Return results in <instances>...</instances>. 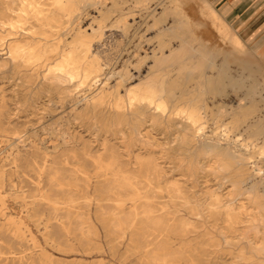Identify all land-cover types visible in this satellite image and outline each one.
Wrapping results in <instances>:
<instances>
[{
  "label": "rangeland",
  "instance_id": "1",
  "mask_svg": "<svg viewBox=\"0 0 264 264\" xmlns=\"http://www.w3.org/2000/svg\"><path fill=\"white\" fill-rule=\"evenodd\" d=\"M215 2L0 0V264H264V44Z\"/></svg>",
  "mask_w": 264,
  "mask_h": 264
},
{
  "label": "bare ground",
  "instance_id": "2",
  "mask_svg": "<svg viewBox=\"0 0 264 264\" xmlns=\"http://www.w3.org/2000/svg\"><path fill=\"white\" fill-rule=\"evenodd\" d=\"M30 1V0H29ZM58 2H61L62 0H57ZM73 1V3H74V5H75V8L73 9L74 11H73V15H77V13H80L81 11H82V7H81V5L79 4V0H72ZM33 2V1H32ZM31 2V3H32ZM27 3V2H26ZM50 3V2H49ZM115 3V2H114ZM17 4V3H16ZM59 4V3H58ZM3 5V4H2ZM22 5V4H21ZM36 5H38V4H36ZM55 5V4H54ZM16 6V5H15ZM26 6V5H25ZM29 6V5H28ZM53 6V5H52ZM22 7V6H21ZM41 7V6H40ZM43 7V6H42ZM56 7V6H55ZM19 8V7H18ZM30 8V7H29ZM32 8V7H31ZM34 8V7H33ZM32 8V9H33ZM35 8H37V7H35ZM44 8V7H43ZM51 8V7H50ZM60 8V7H59ZM22 9V8H21ZM24 9V8H23ZM36 11V10H35ZM15 12H17V11H15ZM56 12V11H55ZM113 12V11H112ZM24 13V12H23ZM29 13V12H28ZM33 13V12H32ZM97 13V12H96ZM19 14V13H18ZM12 15V14H11ZM26 15V14H25ZM42 15V14H41ZM9 16V15H8ZM50 16V15H49ZM66 16V15H65ZM22 17V16H21ZM33 17V16H32ZM64 17V16H63ZM108 17H109V13H106V12H100L99 13V15L97 16V17H94V19L95 20H97V22H98V24H99V27H101L106 21H107V19H108ZM10 18V17H9ZM36 18V17H35ZM17 19L18 20H21V19H19L18 17H17ZM28 19V18H27ZM68 19V18H67ZM11 20V19H10ZM12 20H13V18H12ZM17 20V21H18ZM84 20V19H83ZM124 19H121L120 21H123ZM23 21V20H22ZM25 21V20H24ZM23 21V22H24ZM70 21V20H69ZM72 21V20H71ZM86 21H88V20H86ZM38 22V21H37ZM214 22V21H213ZM19 23V22H18ZM24 24V23H23ZM39 24H41V23H39ZM84 24V23H83ZM86 24V23H85ZM21 25V24H20ZM47 25V24H46ZM215 25V24H214ZM219 25L221 26V28L223 29V30H225V31H227L228 33H231V35H232V32H230L229 30H228V25L223 21V20H219ZM41 26V25H40ZM84 26V25H83ZM218 26V25H217ZM14 27V26H13ZM20 27V26H19ZM43 27V26H42ZM47 27V26H46ZM79 27V26H78ZM31 28V27H30ZM51 28V27H50ZM14 29H16V28H14ZM29 29V28H28ZM53 29V28H52ZM13 30V29H12ZM32 30V29H31ZM48 30V29H47ZM50 30V29H49ZM14 31V30H13ZM33 31V30H32ZM95 31H97V30H91V29H87V30H82V28H79L78 30H77V33L75 34V36L72 38V40L70 41V45H75V46H77L80 42L82 43V41H83V39L84 38H86V40H87V38H89V41L91 42V40H90V37L93 35V33L95 32ZM59 32V31H58ZM35 33V32H34ZM46 34V33H45ZM51 34V33H50ZM45 36V35H44ZM63 36H64V34H63ZM102 36V37H101ZM101 36H100V38H103V36L104 35H102L101 34ZM51 37V36H50ZM65 38V37H64ZM234 38V40H236V41H238V39L237 38H235V37H233ZM25 39H27V38H25ZM20 40V39H19ZM94 40H96V39H94ZM99 40V39H98ZM234 40H233V42H234ZM22 41V40H21ZM62 41V40H61ZM92 41H93V39H92ZM202 41V40H201ZM14 42V41H13ZM16 42V41H15ZM86 42V41H85ZM92 43V42H91ZM83 44V43H82ZM86 44V43H85ZM88 44V43H87ZM35 45V44H34ZM50 45V44H49ZM92 45V44H91ZM41 46V45H40ZM51 46H53V45H51ZM56 46V45H55ZM90 46V45H89ZM239 46V45H238ZM79 47V46H78ZM88 47V46H87ZM34 48V47H33ZM57 48H59L58 46H57ZM72 48V47H71ZM89 48V47H88ZM240 48V47H239ZM69 49V48H68ZM73 49V48H72ZM79 49H81V48H79ZM92 50H93V48H91ZM10 50V49H9ZM30 50H32V49H30ZM37 50V49H36ZM35 50V51H36ZM57 50V49H56ZM84 50V49H83ZM243 50V49H242ZM59 51V50H58ZM33 52V51H32ZM40 52H41V50H40ZM39 52V53H40ZM52 52V51H51ZM92 52V51H91ZM50 53V52H49ZM57 53V52H56ZM76 53H77V51H76ZM83 53V52H82ZM88 53V52H87ZM11 54V53H10ZM28 54V53H27ZM41 54V53H40ZM51 55V54H50ZM55 55V54H54ZM76 55V54H75ZM142 55V54H141ZM45 56V55H44ZM94 56V55H93ZM137 56V55H136ZM27 57V56H26ZM97 57V56H96ZM36 58H38V57H36ZM64 58V57H63ZM71 58H72V56H71ZM70 58V59H71ZM75 58V57H74ZM95 59V58H94ZM24 60V59H23ZM56 60V59H55ZM66 60H68V59H66ZM28 61H29V59H28ZM87 61V60H86ZM231 61V60H230ZM69 62V61H68ZM100 61H98V63H99ZM229 62V61H228ZM28 63V62H27ZM47 63V62H46ZM83 63V62H82ZM85 63V62H84ZM94 63V62H93ZM162 63V62H161ZM56 64V63H55ZM66 64H68V63H66ZM91 64H92V62H91ZM25 65V64H24ZM59 65H61V64H59ZM71 65V64H70ZM101 65V64H100ZM161 65V64H160ZM57 66V65H56ZM80 66V65H79ZM87 66V65H86ZM85 66V67H86ZM66 67V66H65ZM74 67V66H73ZM93 67V66H92ZM98 67V66H97ZM57 69H58V67H56ZM60 68V67H59ZM84 68V67H83ZM101 68H102V66H101ZM81 69V68H80ZM79 69V70H80ZM89 69H91V68H89ZM96 69V68H95ZM50 70V69H49ZM60 72H62V73H64V74H67L64 70L65 69H58ZM94 70V69H93ZM101 70V69H100ZM77 72V71H76ZM91 72V71H90ZM102 72V71H101ZM106 72V71H105ZM138 72V71H137ZM84 73V72H83ZM94 74V73H93ZM142 74V73H141ZM96 76V75H95ZM100 76V75H99ZM72 77V76H71ZM56 78V80H59V81H66V80H68V77L67 76H65V75H63V76H57V77H55ZM75 78V77H74ZM137 80V79H136ZM84 81V80H83ZM84 84H85V82H83ZM165 83V82H164ZM95 86V85H94ZM93 88V87H92ZM131 89V88H130ZM130 92V91H129ZM148 93V92H147ZM146 93V94H147ZM133 94V93H132ZM142 94V93H141ZM145 94V93H144ZM134 95H136V94H134ZM134 95H133V97H134ZM81 98V97H80ZM103 98V97H102ZM101 98V99H102ZM137 98V97H136ZM141 98V97H140ZM156 99V98H155ZM88 100V99H87ZM133 100V99H132ZM136 99L134 98V101H135ZM141 100H143V101H146L149 105H152V104H154V96L153 95H147V96H145V97H142V99ZM101 102V101H100ZM137 102H139V101H137ZM118 103V102H117ZM123 103V102H122ZM132 103V102H131ZM135 103V102H134ZM133 103V104H134ZM164 103V102H163ZM159 104V103H158ZM153 106V105H152ZM120 107H121V105H120ZM157 107H159V105H157ZM156 107V108H157ZM161 107H164V105L163 106H161ZM117 108V107H116ZM165 108V107H164ZM120 109V108H119ZM165 109H167V108H165ZM251 109H253L252 107H248V108H246V107H244L243 109H241V112L239 113V114H237L236 116H234V117H232V120H231V122H230V128L232 129V130H235V129H238V128H240V126H241V123L242 122H244V117H246L247 116V114L251 111ZM161 110H162V108H161ZM160 110V111H161ZM224 111V110H223ZM166 112V111H165ZM181 112H182V110H181ZM184 112V111H183ZM186 112V111H185ZM192 112V111H191ZM195 112V111H194ZM116 113H118V112H116ZM163 113V112H162ZM195 114V113H194ZM198 114V113H197ZM196 114V115H197ZM223 114V113H222ZM194 116V115H193ZM193 116H189V122L192 124V126H195V134H197V133H199V134H203V130L205 129L203 126L202 127H200V128H198L196 125H197V123H199V121H200V119H197V118H195V117H193ZM243 128V127H242ZM224 131V130H223ZM249 132V131H248ZM230 133V132H229ZM240 133V132H239ZM258 135H259V131L256 129L253 133H252V136H251V138H250V140H252V142H254L256 139H257V137H258ZM226 136L227 137H229V134H226ZM124 137V136H123ZM191 137H192V133L190 132V130H188V131H184V134L181 136V140H182V142H183V145L186 147V146H188L189 144H190V141H191ZM238 140H239V138H237ZM249 142V141H248ZM251 142V141H250ZM244 147H245V145H244ZM249 146H246V148H248ZM48 148V147H47ZM256 148V147H255ZM212 153V152H211ZM19 154V153H18ZM47 156V155H46ZM12 158V157H11ZM254 157H248L246 154H244V156H243V154H240V155H233V154H231V153H229V152H225V154H224V156H223V159L221 160V162H219V167H221V168H223V170L224 171H226V170H231V169H233V168H235V166H237V168H239L240 170L241 169H244V163L245 162H248V161H251L252 159H253ZM218 159V158H217ZM256 160V159H255ZM15 163V162H14ZM5 164V163H4ZM48 164V163H47ZM258 165V164H257ZM251 168V167H250ZM103 171V170H102ZM4 172V171H3ZM3 175V174H2ZM235 176V175H234ZM4 177V176H3ZM256 181V180H255ZM92 182V181H91ZM232 182H233V186H237V187H242L243 186V184H244V182H246V173L244 172V173H242L241 174V176H235V178H232ZM4 183H5V181H4ZM250 184V183H249ZM158 185V184H157ZM252 185V184H251ZM5 186V185H4ZM133 186V185H132ZM71 188V187H70ZM2 191V190H1ZM152 192V191H151ZM157 192V191H156ZM250 192H251V194H253L254 196H255V202H256V204H259L260 206H262V207H264V194H260L259 193V191H258V185L257 184H254V185H252L251 186V188H250ZM5 196V195H4ZM16 196V195H15ZM84 196V195H83ZM7 197V196H6ZM25 197V196H24ZM87 200H88V198H87ZM144 200V199H143ZM25 201V200H24ZM78 202V201H77ZM184 202V201H183ZM97 203H99V202H97ZM121 203V202H120ZM21 204H22V202H21ZM117 204V203H116ZM124 204V203H123ZM67 205V204H66ZM35 206V205H34ZM60 206V205H59ZM259 206V207H260ZM36 207V206H35ZM64 207V206H63ZM78 207V206H77ZM98 207V206H97ZM135 207H137V206H135ZM4 208V207H3ZM59 208V207H58ZM22 209V208H21ZM26 209H28V208H26ZM125 209V208H124ZM169 209V208H168ZM28 210H30V209H28ZM27 210V211H28ZM75 210V209H74ZM80 210V209H79ZM83 210V209H82ZM86 210V209H85ZM213 210V209H212ZM26 211V212H27ZM6 212V211H5ZM29 212V211H28ZM163 212V211H162ZM231 212V211H230ZM87 213V212H86ZM89 213V212H88ZM13 217V216H12ZM37 217V216H36ZM96 217V216H95ZM11 217H9V219H10ZM31 219H32V215H31ZM36 219V218H35ZM16 220V219H15ZM44 220V219H43ZM22 221V220H21ZM21 221H19V222H21ZM16 222V221H15ZM42 222V221H41ZM40 222V223H41ZM44 222V221H43ZM39 223V224H40ZM19 224V226L20 225H23L22 224V222L21 223H18ZM43 224V223H42ZM92 224V223H91ZM105 224V223H104ZM132 224V223H131ZM13 225V224H12ZM24 225H26V224H24ZM70 226V225H69ZM169 227V226H168ZM42 228V227H41ZM47 228V227H46ZM22 229V228H21ZM18 230V229H17ZM26 231V230H25ZM141 234V233H140ZM26 235V234H25ZM51 236V235H50ZM127 239V238H126ZM152 239V238H151ZM47 244V243H46ZM33 245V244H32ZM263 248V247H262ZM36 249V248H35ZM152 249V248H151ZM12 256V255H11ZM43 256V255H42ZM19 258V257H18ZM147 260V259H146ZM9 261V260H8ZM46 261V260H45ZM44 261V262H45ZM51 262V261H50ZM163 263V262H162ZM165 263V262H164Z\"/></svg>",
  "mask_w": 264,
  "mask_h": 264
},
{
  "label": "crops",
  "instance_id": "3",
  "mask_svg": "<svg viewBox=\"0 0 264 264\" xmlns=\"http://www.w3.org/2000/svg\"><path fill=\"white\" fill-rule=\"evenodd\" d=\"M219 10L251 43L264 44V0H216Z\"/></svg>",
  "mask_w": 264,
  "mask_h": 264
}]
</instances>
